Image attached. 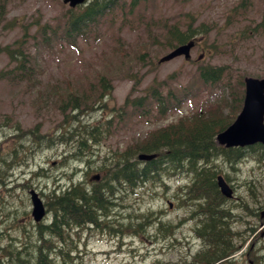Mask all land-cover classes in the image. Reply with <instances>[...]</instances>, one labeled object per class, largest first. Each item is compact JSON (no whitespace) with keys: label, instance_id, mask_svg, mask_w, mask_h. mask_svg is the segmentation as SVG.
<instances>
[{"label":"rangeland","instance_id":"rangeland-1","mask_svg":"<svg viewBox=\"0 0 264 264\" xmlns=\"http://www.w3.org/2000/svg\"><path fill=\"white\" fill-rule=\"evenodd\" d=\"M234 1L152 0L131 13L117 8L113 16L86 26L82 35L71 36L64 34L69 8L62 0H6L5 10L0 7V47L24 40L33 69L26 77L28 81L0 80V252L9 244L11 250L35 245L32 234L42 224L36 226L30 216L29 190L34 189L45 202V193L53 188L79 185L87 194L93 188V184L86 182L87 174L94 167L91 154L67 156L63 161L64 155L77 150L80 136L73 130L66 135L72 137L62 135L61 143L57 140L66 124H61L59 132L61 114L55 103L56 83L60 84L57 86L61 92L68 83L80 94L89 92L91 84H96V92L100 90L99 74L109 79L111 96L100 98L105 108L86 110L82 120L92 125L96 120H112L111 133L103 135V141L112 149L119 147L118 152L113 150V156L124 147L140 142L151 128L196 113L210 104L221 105L223 113L235 110V106H223L224 97L241 98L243 78L264 76V26L261 33L237 42L236 32L260 28L255 23L260 20L262 2L249 0L252 4L242 19L234 25L225 24V16ZM140 18L182 26L204 23L211 27L200 44L206 51L196 46L187 61L177 57L159 63L170 49L163 38L161 42L153 41V35L160 37L161 32H153L150 37L145 34V29L138 26ZM210 44L216 46L211 55L207 52ZM7 63L6 56L0 53V69L6 68ZM206 66H224L225 75L217 83L203 82L198 69ZM156 86L164 96L169 88L174 93V101H168L160 114L156 112L155 103L147 98L152 93L150 87ZM142 95H146L144 107L149 109L144 116H140V110L130 102ZM125 98L129 102L127 107L123 105ZM216 101L220 102L215 104ZM237 104L239 110L238 99ZM110 108H113L111 115ZM118 113L128 117H118ZM36 124L45 134L38 142L32 141V135L19 141L13 133L31 129ZM87 125L81 123L80 126L84 129ZM261 151L264 154V148ZM245 152L246 157L234 158L239 163L233 168L220 158L215 161L218 173L227 177L234 191L233 199L221 203L229 215L226 226L232 247L239 250L228 262L220 264H264V216L260 218V213L264 212V162L257 163L250 151ZM94 172L99 171L91 173ZM185 177L163 174L160 182H146L128 191L129 196L123 182H111L115 188L111 196L118 204L101 218L112 219L111 224L120 227L119 232L102 228L79 231L74 239L73 235L69 236L67 242L72 249L66 264H153L154 259L191 262L201 242L193 232L194 217L190 215L193 207L186 206L180 198L179 188L184 185ZM105 182L103 179L95 186ZM107 195L105 193L104 199ZM148 214L162 215V226L174 225V235L161 238L153 230L144 241L137 240L135 232L130 237L128 233L134 228L127 224L130 221L145 223L146 220L139 217ZM44 219L43 225L51 222L50 212ZM147 230L151 229L147 227ZM56 264L61 263L56 261Z\"/></svg>","mask_w":264,"mask_h":264},{"label":"trees","instance_id":"trees-1","mask_svg":"<svg viewBox=\"0 0 264 264\" xmlns=\"http://www.w3.org/2000/svg\"><path fill=\"white\" fill-rule=\"evenodd\" d=\"M145 1L130 0L128 10L137 9ZM120 2L122 0H93L83 9L82 14L75 18L74 22L84 21L87 24L93 21L96 16L103 14L105 10L110 13L116 12L117 8L125 11L127 3L121 5ZM5 6L6 0H0V7L3 11ZM71 18L69 21L67 20L65 25L70 27ZM163 27L166 30L164 40L166 39L168 47L180 44L192 35L197 34V31L191 28L181 31L176 24L163 25ZM201 32L204 33L205 31L201 30ZM0 53L8 59L6 68L0 69V79L15 76L16 73L13 74L14 72L23 75L25 71L31 68V63H29L30 54L26 52L24 40H16L12 45L0 47ZM199 76L206 80L217 81L223 76V68L202 67L199 69ZM106 84L103 80L100 83L103 91L106 89ZM87 98L82 95L74 98L68 97L66 103H63V98H61L62 104L59 109L66 111V105L64 104H70V110H78L81 104L82 107L85 106V103L88 102ZM79 99L81 100L80 104ZM224 121L226 120L214 114L208 116L196 115L191 118L181 119L178 123L152 130L146 138L133 145L130 151L132 154L136 152L156 153V158L143 166L133 162L131 163V168H128L129 164L125 159L122 167L117 164L116 170H111L109 173L113 180H127L132 183V186H135L138 179L145 180L150 178V176L156 177L158 165L163 162H168L177 167L183 166L186 171H193L192 183L187 187L185 193L194 199L195 197L203 199L201 202L194 203V210L201 214L199 219L201 226L197 230V234L209 240L210 250L201 253L197 257L200 258L201 263L194 260L189 264H212L234 252L228 236L227 222H224L226 214L221 207L223 197L216 187L215 172L211 167H198V162L208 160L211 156L221 155L215 150L213 136L219 129L224 127ZM62 123H66V119H63L60 125ZM73 130L79 134L77 125L70 132ZM25 133L35 136L38 140L40 135L39 125H35L33 129L21 132L20 136ZM212 148L214 151H211L213 150ZM223 156L230 160L231 163L235 161L234 158L228 155ZM120 157L124 158L125 153ZM107 178L108 176L104 179ZM93 189L94 191L92 190L90 194H86L79 185H75L63 192H53L45 204L46 211L51 214V222L46 225H40L41 228L39 229L37 228L35 231V245H31L30 248L27 246L24 248L16 247L12 250L8 248L10 244L5 246L0 252V264H56V261H59L58 258L65 260L64 255H67V259L70 258V244L69 242L67 243V237L70 232L79 229L87 223H92L96 227L102 226V222H100L101 215H96V210H105L103 203L105 199H103L102 191L99 188L94 187ZM46 227H48V230ZM41 237L44 241L41 240ZM219 240L222 242L220 243ZM60 263L66 264V261Z\"/></svg>","mask_w":264,"mask_h":264},{"label":"water","instance_id":"water-1","mask_svg":"<svg viewBox=\"0 0 264 264\" xmlns=\"http://www.w3.org/2000/svg\"><path fill=\"white\" fill-rule=\"evenodd\" d=\"M83 0H64L69 2L71 6L82 2ZM192 43L176 47L173 51L161 58V61L169 60L177 55L184 54L188 57L189 48ZM245 98L244 105L237 116L235 123L229 127L225 132L218 135V140L221 143H226L227 146L231 145H244L256 141L264 143V78L254 79L245 78ZM140 158L149 159L150 156L140 155ZM218 185L221 192L227 196L230 195V190L224 183L222 178L218 176ZM32 211L31 214L35 221H39L45 211L41 199L38 197L34 190H30Z\"/></svg>","mask_w":264,"mask_h":264},{"label":"bare ground","instance_id":"bare-ground-1","mask_svg":"<svg viewBox=\"0 0 264 264\" xmlns=\"http://www.w3.org/2000/svg\"><path fill=\"white\" fill-rule=\"evenodd\" d=\"M88 126V125H87ZM87 126H85V128H87ZM64 136H66V135H64ZM73 135H69V136H66V137H72ZM211 146V145H210ZM211 148V147H210ZM213 149V148H212ZM211 151H214V149L213 150H211ZM216 152V151H215ZM217 154V153H216ZM219 158L221 159V161H223V162H225V163H229V165H230V167L231 168H233V167H235V166H237V164L239 163L237 160H235V161H233V163H231V161L230 160H227L226 158H225V156H223V154H221V155H218V156H211L208 160H203V161H201V162H198V167H211L213 170H214V172H215V177H216V174L218 173V170H217V165H216V163H215V161L216 160H219ZM159 166V168H161V169H168L169 170V172L171 173V172H175V173H177V174H179V175H184V176H187V178H189L190 180L192 179V177L194 176V173H193V171H186L185 169H184V167L183 166H181V167H177V166H174V165H172V164H169L168 162H163V163H161V164H159L158 165ZM128 168H131L130 166H128ZM127 169V168H126ZM146 175V174H145ZM215 177H214V179H215ZM117 181H119V180H113L112 178H111V176L110 177H108L107 179H106V182L105 183H103V184H101V185H99V186H95V184H93V188L95 187V188H99L102 192V196H104L105 195V193H107L108 195H107V198L103 201V203H104V206H105V210L103 211V210H101V209H98V210H96V215H101V216H105V215H108V213H109V210H110V208L111 207H116V205L118 204V203H116L117 201H116V199H112L113 198V196H111V195H113L114 194V189L115 188H113V186L111 185L112 183L111 182H113V183H116ZM120 182H123V184L124 185H126L127 186V189H126V194H127V192L128 191H132L135 187H137V186H139L140 184H141V182H144V180H142V179H138L137 181H136V184H135V186H132V183H130L129 181H127V180H120ZM215 183H216V180H215ZM117 184V183H116ZM120 184V183H119ZM72 186V184L71 185H67V186H62V187H58V188H53L52 190H51V192L50 193H47V195H46V193H45V197H46V199L48 200L50 197H51V194L53 193V192H63V191H65V190H67L68 188H70ZM81 188V187H80ZM91 189V190H93L94 191V189ZM82 189V188H81ZM105 189H108L107 191H105ZM83 190V189H82ZM84 191V190H83ZM85 192V191H84ZM87 194V193H86ZM90 194V193H89ZM97 196V195H96ZM109 196L111 197V198H109ZM184 198H185V200L193 207V210L195 209V205H194V203H198V202H201L200 200H201V198H198V197H195V199L192 197V196H189L187 193H185L184 194ZM103 199H104V197H103ZM47 200H45V204L47 203L46 201ZM97 201H98V199H97ZM225 202V201H224ZM103 206V205H102ZM108 208V209H107ZM85 210V209H84ZM194 212L196 213V215H201L199 212H196L195 210H194ZM221 212V211H220ZM219 212V213H220ZM47 214H49V211H47ZM221 214V213H220ZM115 215H118V213H116ZM100 222H102V226H95L94 224H92V223H87V224H84L82 227H80L79 229H82V230H91V229H102V228H109V229H111L112 231H114V232H119V230H120V227H118V226H116V225H112L111 223H112V219H100ZM223 223V222H222ZM40 224H44V222H41ZM39 224V225H40ZM138 224V225H137ZM134 223L133 221H130L128 224H127V227H132V228H134V230H138L137 228H140L139 227V223ZM39 227V226H38ZM39 228H41V227H39ZM38 228V229H39ZM48 227H46V229H47ZM44 229V228H43ZM160 229H161V231L162 232H167V228L165 227V226H161L160 227ZM37 230V229H36ZM35 230V231H36ZM48 230V229H47ZM208 231V230H207ZM42 232V231H41ZM47 232V231H46ZM50 232V231H49ZM219 232H220V230H219ZM218 232V233H219ZM35 233L36 232H34L33 234H32V236H34V238H35ZM207 233V232H206ZM227 234V233H226ZM42 238V237H41ZM201 238H202V240L205 242V243H210L209 242V240L207 239H205L204 238V236H201ZM215 238V237H214ZM219 239V238H218ZM223 239V238H222ZM41 240H43V238L41 239ZM41 240H39L40 242H41ZM44 241V240H43ZM217 241V240H216ZM220 241V240H219ZM218 241V242H219ZM224 241V240H223ZM222 241H220V243H221ZM36 243V242H35ZM68 243V242H67ZM41 245V244H40ZM43 245V244H42ZM46 246H47V244H45ZM49 247V246H48ZM47 247V248H48ZM45 248V247H44ZM46 250H48V249H46ZM64 252H65V249H64ZM64 257H65V260H63V259H61V258H58L59 259V261L60 262H65L66 261V259H67V255H64ZM262 259V258H261ZM3 264V263H2ZM260 264V263H259Z\"/></svg>","mask_w":264,"mask_h":264}]
</instances>
